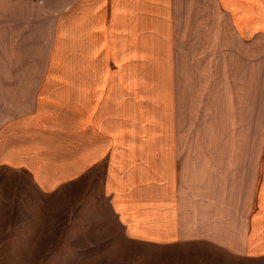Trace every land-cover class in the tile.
<instances>
[{
	"label": "crops",
	"instance_id": "obj_1",
	"mask_svg": "<svg viewBox=\"0 0 264 264\" xmlns=\"http://www.w3.org/2000/svg\"><path fill=\"white\" fill-rule=\"evenodd\" d=\"M0 34L41 45L0 67V168L96 183L131 242L264 261V0H0Z\"/></svg>",
	"mask_w": 264,
	"mask_h": 264
},
{
	"label": "rangeland",
	"instance_id": "obj_2",
	"mask_svg": "<svg viewBox=\"0 0 264 264\" xmlns=\"http://www.w3.org/2000/svg\"><path fill=\"white\" fill-rule=\"evenodd\" d=\"M40 59L37 34H0V67ZM92 185L76 192L83 198L41 196L24 174L0 168V264H264L207 245L131 242Z\"/></svg>",
	"mask_w": 264,
	"mask_h": 264
}]
</instances>
